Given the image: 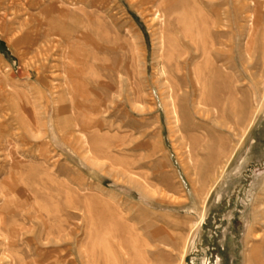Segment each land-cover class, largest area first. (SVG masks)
<instances>
[{"label": "rangeland", "instance_id": "1", "mask_svg": "<svg viewBox=\"0 0 264 264\" xmlns=\"http://www.w3.org/2000/svg\"><path fill=\"white\" fill-rule=\"evenodd\" d=\"M189 41L245 114L213 166L163 105ZM263 56L264 0H0V264H146V234L156 264H255Z\"/></svg>", "mask_w": 264, "mask_h": 264}, {"label": "bare ground", "instance_id": "2", "mask_svg": "<svg viewBox=\"0 0 264 264\" xmlns=\"http://www.w3.org/2000/svg\"><path fill=\"white\" fill-rule=\"evenodd\" d=\"M222 26L219 22L215 23L214 29H222ZM216 35L219 36L220 33H217ZM220 45H222V43L219 39V41L215 42L212 47L214 48ZM198 49L200 48L194 47L193 42H190V46H187V51H185L184 56L182 55L183 58L181 60H177L179 62L175 66V71L177 72L175 74V78L173 77L172 72L168 71L165 67H163L161 75L162 77H164L165 80L162 86L163 89H166V100L164 101L163 105L166 108V117L168 123L173 124L179 132H182L184 134V137L183 135L182 137L189 141V156L192 157L193 155H199V157H201L202 164H210L213 166L222 158H224L227 153L224 140L222 139V136H219L220 133L227 131L232 133L234 136L236 135L235 128H237L239 124L237 120L239 118L238 113H242L243 108L242 110L240 109V107L242 106V102L238 99L240 96L238 95L236 86L232 82L233 80H229L230 76L226 78V75H224V71L222 72L221 70H219L221 66L218 67L219 69H215L214 67L215 65H218L217 63L221 61L222 51L219 48H215L214 51L215 60H212L214 61V74L212 78H218L223 84H226L229 81V95H227L230 98H228V100L226 101L230 103V109H226L225 105L222 106L223 104L219 102L215 96V98L211 97L212 91L208 90V87L206 86L207 83H205V80L207 81V76H205L204 72H200L199 68L201 67L198 68V64L195 67L198 58L197 54L199 55ZM208 79H210V77ZM215 84L217 83L215 82L214 85ZM208 92L210 94H208ZM218 96L219 95H217V97ZM188 112L190 113V115ZM226 112H228L227 115L231 117L232 120L224 117ZM190 116H192V118ZM194 134H199V136H196ZM257 201L259 207L255 212V221L256 224L264 225V201L262 199H259ZM146 239L148 241L144 240L146 242L144 243V248L142 249L143 255L147 260L146 264H156L153 263V261L157 256L161 254L156 236L153 234H146ZM162 243L164 242L162 241ZM260 244V246H254L251 249V257H247L249 260L254 261L255 264H262L260 261H258L259 259L257 260L258 256L256 257L255 253H261V248L264 246V239L262 240V242H260ZM131 264L134 263L131 262Z\"/></svg>", "mask_w": 264, "mask_h": 264}]
</instances>
